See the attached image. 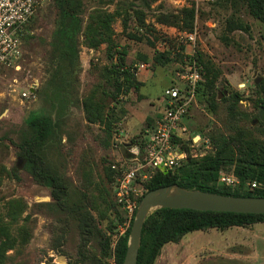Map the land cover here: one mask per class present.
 Returning <instances> with one entry per match:
<instances>
[{"label":"trees","instance_id":"trees-1","mask_svg":"<svg viewBox=\"0 0 264 264\" xmlns=\"http://www.w3.org/2000/svg\"><path fill=\"white\" fill-rule=\"evenodd\" d=\"M140 1L142 6L150 7V3L156 0ZM52 2L55 18L50 38L29 35L34 23L33 18L26 26L27 32L22 39V44L27 38L37 40L45 53L49 65L45 86L49 109L30 112L14 134L4 137L15 150V164L7 168L0 163V185L4 177L18 180V172L22 170L36 183L50 189L51 200L34 203V206L50 210L55 215L63 212L66 221L72 219L76 222V257L69 264H103L110 251V245L115 240L116 262L121 264L132 222L121 236H118L117 227L125 220V214L122 216L117 212V223H111L107 229L97 227L87 204V194L80 191V195H76L70 190L60 170L51 160L52 150H56V143L61 142L65 133L67 111L72 106L82 109L88 123L100 126L102 135L98 137V142L101 146L106 149L112 147L113 125L119 117L109 104L115 102L122 92L128 93L143 84L127 65V49L117 43L113 25L120 19L127 38L137 41L144 39L143 33H139L140 30H150L151 25L145 22L144 9L140 4H136L135 0H92L91 4L85 3V0ZM110 4L114 5L112 10L107 8ZM208 4L216 9L233 8L237 12L244 9L252 18L264 23V0H218ZM38 10L39 8L37 12ZM197 16L198 11L192 4L178 10L160 12L155 21L175 26L181 31H192ZM129 22L134 24V31L129 30ZM225 29L227 33L234 30L248 31L249 26L240 17L230 15L225 19ZM221 38L227 40L226 35ZM102 44H105L109 62L97 72L98 82L79 98L75 83L78 81L80 46L96 50ZM175 48L183 50L184 46ZM159 51L162 55L169 56L167 50ZM180 55L178 53L174 60ZM158 57L155 58L156 61H159ZM195 58L202 65L201 73L205 79L197 88V96H204L208 110L212 113H216L218 102L223 101L227 119L232 125L227 126L226 131L217 129L206 134L214 147L213 152H208L202 157L189 156L179 166L167 172L158 171L153 178L145 181L144 185L147 191L177 184L187 189L225 195L264 197V186L250 189L245 184L251 181L264 184V140L239 124L248 117V113L239 105L243 96L238 91H230L222 99L217 98L219 94H224L223 91L216 92L220 69L212 60L204 58L198 50ZM168 61L169 59L165 58L162 63ZM256 87L257 96L250 100L253 109L258 111L264 122V82H258ZM144 130L130 141L140 149L144 146ZM180 143L182 148H188L186 140H181ZM2 144L5 143L0 139V145ZM120 163V160H116L113 164ZM113 164L106 168L109 179H112L116 172L111 167ZM220 171L236 175L240 179L239 187L219 185L217 178ZM103 199L104 202L110 201L106 197ZM115 206L122 211L114 199L113 203H106L103 210H98V218L104 219L106 212ZM27 208L28 204L22 198L13 197L4 203V215H0V264H8L11 259L7 254L8 250L17 251L24 248L33 236L36 219ZM259 222H264V214L157 208L144 220L136 264H154L167 243L178 242L188 232L207 231L211 228L224 230ZM64 240L65 229L60 236V242L53 243L51 248L58 250L64 245ZM60 252L65 255L63 250Z\"/></svg>","mask_w":264,"mask_h":264},{"label":"rangeland","instance_id":"rangeland-1","mask_svg":"<svg viewBox=\"0 0 264 264\" xmlns=\"http://www.w3.org/2000/svg\"><path fill=\"white\" fill-rule=\"evenodd\" d=\"M91 1L85 0V3L91 4ZM135 3L141 5L140 0H135ZM192 4L198 11L195 20L196 52L198 50L204 58L212 60L221 71L216 92L223 91L224 94H219L217 98L222 99L230 91L240 92L243 99L239 101V105L248 113V117L239 124L264 140V122L258 111L253 109L250 100L257 96L256 84L264 82V23L252 18L244 9L239 12L233 8L216 9L202 1L156 0L150 3V7L141 5L145 12V22L151 25L150 30H140L139 33H143L144 37L142 41L127 38L120 19H117L113 27L117 43L127 49V65L134 71L135 64L146 63L147 69L139 73L148 74L150 79L138 89L122 92L115 102L109 104L119 117L113 125L112 147L106 149L101 146L98 142V137L102 135L100 126L88 123L82 109L72 106L67 111L65 133L61 142H57L56 150H52L51 160L60 170L70 190L76 195L81 192L87 194V204L97 227L101 229L117 223V212L124 216L115 206V209L110 208L106 212L104 219L98 218V210H103L106 203H113L115 199L112 190L113 178L109 179L106 168L116 160H121L123 153L124 156L127 153L125 145L135 138L149 119L155 117V113L163 111L162 91L175 77L179 68L176 62L184 63L182 55L172 60L158 50L164 43L170 48L176 47L175 36L181 30L158 23L155 17L160 12L174 11ZM107 8L112 10L114 5L110 4ZM230 15L240 17L249 26L248 31L234 30L227 33L225 19ZM54 18L52 0H40L29 35L49 39ZM129 23V30L134 31V24ZM222 35H226L227 40H223ZM157 56L159 61L155 60ZM165 58L169 61L162 63ZM108 62L105 44L96 50L80 46L78 81L75 83L79 98L98 82L97 72ZM48 66L40 44L29 38L23 42L21 55L16 63L0 66V139L5 143L0 145V163L7 168L15 164V150L4 137L14 134L30 112L49 109L45 91ZM22 92H27V96H22ZM183 123L190 131L201 130L205 137L217 129L226 131V127L232 125L227 119L223 101L218 102L216 113H212L208 110L206 99L201 95L196 96ZM126 129H130L134 135L125 136ZM144 129L145 127L142 130ZM18 173V180L2 178L0 215H4V203L8 199L22 198L28 204L27 211L33 213L36 224L33 236L24 248L7 251L11 256L8 264H69L76 257V222L72 219L66 221L63 212L55 215L50 210L34 206V203L51 200L50 189L36 183L27 172L21 170ZM260 186L264 184L259 183L258 187ZM104 197L110 201L104 202ZM63 229L64 245L58 250L52 249L53 243L60 242ZM60 255L64 256V260L59 259ZM154 264H264V222L224 230L211 228L207 231L188 232L178 242L167 243Z\"/></svg>","mask_w":264,"mask_h":264},{"label":"built area","instance_id":"built-area-1","mask_svg":"<svg viewBox=\"0 0 264 264\" xmlns=\"http://www.w3.org/2000/svg\"><path fill=\"white\" fill-rule=\"evenodd\" d=\"M212 3L218 0H195ZM40 0H0V66L16 63L21 55L22 39L27 32L26 26L36 16ZM197 9V7L195 6ZM177 46L183 50L170 48L164 43L159 50H167L170 59L178 53L184 57L175 72V77L162 91L164 108L155 119L152 127L145 129L144 146L140 149L129 143L127 153L122 156L120 165L113 164L116 170L112 179L115 200L125 214V220L118 226V236L130 226L141 197L147 192L144 182L153 178L158 171H168L179 166L189 156L202 157L213 152L214 147L201 130L190 131L183 123L197 96V88L204 82L202 65L196 60L197 25L192 31H179L176 36ZM187 48H190L187 50ZM134 73L147 69L144 62L135 64ZM27 96V92H22ZM186 140L188 148H182L180 141ZM218 184L232 188L239 187L240 179L231 172L220 171ZM246 187L257 188L256 181L246 182ZM110 251L103 264H117L116 240L110 245Z\"/></svg>","mask_w":264,"mask_h":264},{"label":"water","instance_id":"water-1","mask_svg":"<svg viewBox=\"0 0 264 264\" xmlns=\"http://www.w3.org/2000/svg\"><path fill=\"white\" fill-rule=\"evenodd\" d=\"M157 208L264 214V197L225 195L177 184L148 190L138 203L121 264L137 263L144 220ZM59 259L64 260V256L60 255Z\"/></svg>","mask_w":264,"mask_h":264},{"label":"crops","instance_id":"crops-1","mask_svg":"<svg viewBox=\"0 0 264 264\" xmlns=\"http://www.w3.org/2000/svg\"><path fill=\"white\" fill-rule=\"evenodd\" d=\"M139 75V77H137L143 84H145V82L147 81V80H149L150 79V76H148V74L146 75V74H143V72H141V73H139L138 72V74L136 75V76H138ZM142 78H141V77ZM166 87V86H165ZM164 87V88H165ZM160 115V113H155V117L154 118H151V119H149V121H148V123L146 124V125H144L143 127H142V129L145 127V129L147 130L148 128H150V127H152V125L154 124V121H155V119L158 117ZM141 129V130H142ZM145 131V130H144ZM141 132V131H140ZM140 132L138 133V134H140ZM138 134H136V135H138ZM129 135H134V134H132L131 133V131H130V129H126L125 130V136H129ZM144 135V133H142V136ZM125 146H127V145H125ZM121 153H123V149H121ZM123 156H124V153H123Z\"/></svg>","mask_w":264,"mask_h":264}]
</instances>
